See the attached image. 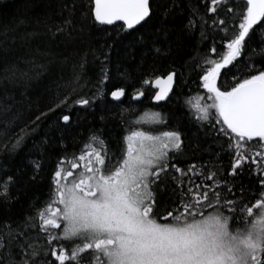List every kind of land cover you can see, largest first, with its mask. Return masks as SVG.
<instances>
[{
    "label": "snow or ice",
    "instance_id": "snow-or-ice-1",
    "mask_svg": "<svg viewBox=\"0 0 264 264\" xmlns=\"http://www.w3.org/2000/svg\"><path fill=\"white\" fill-rule=\"evenodd\" d=\"M232 2L234 0H211L213 6L208 11L217 13V18L211 20L212 28L205 27L209 22L198 9L184 26L187 33L199 25L200 39L212 40L213 53L217 52L213 33L222 32L221 40L228 41L227 53L220 60L206 56L194 59V68L199 70L197 75L211 103L202 104V98L197 96L189 106L199 122L212 125L217 140H224L220 151L212 155L219 161L222 153L229 154L228 177H238L245 166H256L259 191L247 190L253 199H245L243 185L237 187L225 178L222 164L210 160L181 168L176 161L186 158L180 131L152 135L136 130L145 123L163 124L160 113L154 112L150 119L137 120L130 125L123 138L126 146L119 155L108 148L99 133H94L78 157L83 165L70 164L73 170L81 169L76 175L66 171L65 159L61 158L52 175L49 202L43 210L26 216L14 226L8 222L0 225V264H264V70L234 82L230 90L222 91L218 86L222 70L230 65L234 67L241 56L246 38L250 39V30L254 26L264 27V0H247V14L238 18V27L235 26L237 18L229 16L233 12L229 7ZM174 7H178L176 0L162 16L168 18ZM218 7L225 14L224 18H219ZM64 9L67 16L59 23L34 21L37 26L43 23L46 33L33 30L16 36L21 26L32 23L26 19L0 33L3 37L0 50L4 52L12 51L6 46L9 40H18L24 45L42 34L50 37L44 50L39 46L35 48V56L20 57L5 65L0 81L38 78L48 64L38 62L36 57L51 63L52 47L77 45L89 21L92 25L121 22L120 32L135 34V42L144 41L141 29L150 34L154 31L157 40L162 32L165 46L155 47L154 51L159 55H168L171 51L164 20L160 21V28L151 27L156 16L155 0H73L71 6L63 5L61 14ZM77 9L80 10L78 17ZM106 47L111 50V45ZM93 55L99 59L95 53ZM101 55L99 85L110 80L108 52ZM87 62L85 53L74 65L65 93H57L47 111H41L32 124L39 127L37 122L47 119L57 109L71 113L69 98L81 87V73ZM21 63L24 68L19 66ZM176 75L171 71L155 77L154 87L158 89L153 97L155 101L169 98ZM141 83L149 85L151 82L144 79ZM99 85L97 93L102 95ZM110 95L121 100L126 89L115 87ZM143 96L144 92L137 90L132 98L139 100ZM91 103L87 97L72 102L86 107ZM58 120L65 128L75 123L70 114H62ZM23 138L19 136L13 148L22 143ZM248 142L254 143L249 145ZM246 150L251 151V157L245 154ZM41 167V162H33L34 174L30 179L35 180V173ZM193 176L202 182L195 183ZM16 183L13 176L0 179V200L7 203L13 199L11 187ZM166 191L168 200L161 198Z\"/></svg>",
    "mask_w": 264,
    "mask_h": 264
},
{
    "label": "trees",
    "instance_id": "trees-1",
    "mask_svg": "<svg viewBox=\"0 0 264 264\" xmlns=\"http://www.w3.org/2000/svg\"><path fill=\"white\" fill-rule=\"evenodd\" d=\"M72 2L73 0H0V33L5 29L15 28L21 19L32 23L21 26L16 36L33 30L46 33L43 23L37 26L34 21L39 19L47 20L48 24L59 23L67 16V9L61 14L63 5L71 6ZM172 2L173 0H155L156 16L151 25L155 30L160 28V21L164 20V28L168 30L167 41L171 46L168 55H159L154 51L155 47L165 46L162 32L157 40L154 31L150 34L141 29L144 41L135 42V34L120 32L121 22L114 25H92L89 21V27L77 45L52 47L51 63L36 57L38 62L48 64L47 70L38 78L28 81H0V179L7 175L17 180L11 187L13 199L7 203L0 200V225L8 222L14 226L26 216H34L38 210H43L50 199L52 175L58 161L64 158L63 166H67L74 175L77 174L81 169L73 170L70 164L75 162L82 166V161H79L78 157L82 154L84 145L90 142L92 134L99 133L108 148L119 155L126 146L123 138L128 134L130 125L147 111L160 113L164 123L159 126L163 130H178L182 133L186 159L176 161L181 168L187 169L189 164L199 165L210 160L222 164L225 178L235 183L237 187L243 185L246 190L245 199H253L247 190L259 191L255 178L256 166L253 165L252 168L245 166L244 172L238 177H228L227 173L231 166L229 154L222 153L219 161L212 155L220 151V144L224 143V140H217L212 125L199 122L194 109L189 106V102L196 96L201 94L207 97L206 90L202 88V80L197 75L199 70L194 68V59L206 56L208 59L220 60L227 53L228 41L221 40L222 32L220 35L213 33L216 41L214 46L217 48V52L213 53L212 40L200 39L199 25L187 33L184 26L192 13L198 9L199 14L209 22L205 27L212 28L211 20L217 18V13L208 11L213 6L211 0H176L178 7H174L169 17L165 19L162 13L172 5ZM229 7L233 10L229 16L234 15L237 18L235 26L238 27V18L241 14H247V0H234ZM79 11V9L76 11L77 17ZM218 13L219 18H224L225 14L219 7ZM49 39L47 34H42L24 45L18 40L16 42L9 40L6 46L12 51L0 50V74L3 73L5 65L17 61L18 58L29 59L35 56L37 46L44 50ZM108 45H111L110 51L106 47ZM102 52H108L109 55L107 67L110 80L99 85ZM85 53L88 62L81 73V87L69 98L71 113L57 109L47 119L38 121L39 127L32 124L31 121L41 111H47L57 93L61 95L65 93V86L73 76L74 65L79 63L80 57ZM93 53L99 59H95ZM19 66L25 67L23 63ZM259 70H264V27L254 26L253 30H250V39L246 38V47L234 62V67L230 65L222 70L218 86L222 91L230 90L234 82L249 78ZM171 71L177 74L171 96L166 102L153 103L155 91L152 82L156 76H165ZM225 71H228V75H225ZM234 78L237 80L234 81ZM144 79L151 83L142 85ZM98 85L103 90L102 95L97 93ZM115 87L126 89V96L120 103L110 99V93ZM137 90L145 93L141 101H134L132 98ZM79 97L90 98L91 106L72 104ZM62 114L72 115L75 123L65 128L58 120ZM19 136L24 137L23 141L13 148ZM252 143L254 142H248L249 145ZM245 147L247 149L248 145ZM245 154L249 157L252 155L251 151L247 150ZM34 161L41 162L42 167L35 173V180H32L30 177L34 174ZM191 179L195 183L202 182L195 176ZM161 198L168 200L169 192H164Z\"/></svg>",
    "mask_w": 264,
    "mask_h": 264
},
{
    "label": "rangeland",
    "instance_id": "rangeland-1",
    "mask_svg": "<svg viewBox=\"0 0 264 264\" xmlns=\"http://www.w3.org/2000/svg\"><path fill=\"white\" fill-rule=\"evenodd\" d=\"M198 96L202 98L200 100V103H202V104L211 103L209 100H207V97H204L201 94L198 95ZM195 98H193V101H195ZM152 113H154V112H149V111L143 112L140 115V117L138 119H136V121L137 120L143 121V120L150 119V116H151ZM159 125H162V124L145 123V124H142L140 127H138L136 130L145 131V132H148L149 134H152V135H159L160 133L165 132V130H163L162 127H160ZM83 163L84 162H82V165H83ZM63 167L66 169V171H70L67 166H63ZM75 175H76V173H75Z\"/></svg>",
    "mask_w": 264,
    "mask_h": 264
},
{
    "label": "water",
    "instance_id": "water-1",
    "mask_svg": "<svg viewBox=\"0 0 264 264\" xmlns=\"http://www.w3.org/2000/svg\"><path fill=\"white\" fill-rule=\"evenodd\" d=\"M117 23H119V22H117ZM175 82H176V77H175ZM174 86H175V84H174ZM174 86H173V89H174ZM152 88H153V90H154L155 93H156V91H157L158 89H156V88L154 87V81L152 82ZM155 93H154V95H155ZM171 94H172V93L169 94V97L171 96ZM154 95H153V97H154ZM125 96H126V95H125ZM125 96L122 97L121 100H115V99H113V98L111 97V95H110V99H111L112 101H114V102L120 103V102H122V101L124 100ZM144 97H145V93H144V96H143V97H141L139 100H135V101H141V100L144 99ZM153 97H152V101H153V103H155V104H160V103L166 102V101L169 99V98H168V99L165 100V101H159V102H157V101H155V100L153 99Z\"/></svg>",
    "mask_w": 264,
    "mask_h": 264
},
{
    "label": "flooded vegetation",
    "instance_id": "flooded-vegetation-1",
    "mask_svg": "<svg viewBox=\"0 0 264 264\" xmlns=\"http://www.w3.org/2000/svg\"><path fill=\"white\" fill-rule=\"evenodd\" d=\"M134 100V99H133ZM135 101V100H134ZM153 102V101H152Z\"/></svg>",
    "mask_w": 264,
    "mask_h": 264
}]
</instances>
